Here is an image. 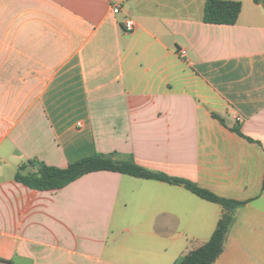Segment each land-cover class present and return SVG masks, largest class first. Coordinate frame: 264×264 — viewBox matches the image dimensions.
<instances>
[{"label":"crops","instance_id":"crops-1","mask_svg":"<svg viewBox=\"0 0 264 264\" xmlns=\"http://www.w3.org/2000/svg\"><path fill=\"white\" fill-rule=\"evenodd\" d=\"M206 1L0 0V264H179L210 239L225 210L182 185L15 180L113 153L242 203L213 264H264V6L214 25Z\"/></svg>","mask_w":264,"mask_h":264},{"label":"trees","instance_id":"trees-1","mask_svg":"<svg viewBox=\"0 0 264 264\" xmlns=\"http://www.w3.org/2000/svg\"><path fill=\"white\" fill-rule=\"evenodd\" d=\"M254 1L264 6V0ZM240 11L241 4L239 2L207 0L204 5L203 22L214 25H233L236 23ZM29 168L32 169L25 171ZM33 168H35V165L31 162L23 164L18 168L15 180L37 191L61 189L89 173L110 171L138 179L182 185L197 197L207 202L220 205L226 213L218 221L216 229L210 239L203 246L186 255L179 264H213L222 253L229 227L233 222L232 212L242 205L240 202L219 198L190 182L171 179L161 173L148 171L138 166L131 156L120 158L117 153L93 155L74 162L64 169L45 167L42 165H38L37 169L33 170ZM262 191H264V182Z\"/></svg>","mask_w":264,"mask_h":264},{"label":"built area","instance_id":"built-area-1","mask_svg":"<svg viewBox=\"0 0 264 264\" xmlns=\"http://www.w3.org/2000/svg\"><path fill=\"white\" fill-rule=\"evenodd\" d=\"M113 14H118L120 12V8L118 6L114 7L112 9ZM137 26L134 22V20L131 17H127L126 20L123 23V29L125 32L132 33L136 30ZM180 56H185V51L180 52Z\"/></svg>","mask_w":264,"mask_h":264}]
</instances>
